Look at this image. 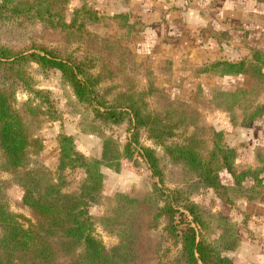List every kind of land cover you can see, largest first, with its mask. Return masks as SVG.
<instances>
[{
    "label": "rangeland",
    "instance_id": "obj_1",
    "mask_svg": "<svg viewBox=\"0 0 264 264\" xmlns=\"http://www.w3.org/2000/svg\"><path fill=\"white\" fill-rule=\"evenodd\" d=\"M66 1L59 20L68 25L75 19L76 24L82 27L61 31L37 23L31 28L12 31L11 34L0 31V40L7 39L5 42H8L2 44L24 51L35 44L36 47H45L58 55L85 63L90 67L91 74L100 80L97 87L98 100L102 99L108 105L116 103L121 93L132 91L134 94H142L145 105L156 113H161L166 106H189L200 115L199 127L207 125L222 131L224 141L232 148L255 147L254 139L259 134L263 136V141L259 143H264V116L246 127L241 126L242 110L235 108L227 112L223 108L227 99L224 93L233 92L238 93L240 100L237 107L264 105V77L260 79L251 76L248 70V66L257 64V58L264 55V0H249L252 11L242 14V19L233 18L231 23H218L216 26L209 22L197 28L185 27L186 31L184 28L181 31L173 28V32L164 31L161 22L137 21L136 18L131 21L132 12L143 5L132 4L130 0ZM186 2L184 8L189 4L188 0ZM211 2L222 6L227 4L232 8L237 6L227 0H204L203 13L206 15L209 14L207 11ZM57 8L60 9L59 6ZM83 9L95 12L96 20L78 16V12ZM119 15L128 18V23L125 20L128 27L120 26L116 21ZM169 35L173 38L168 39ZM185 39L187 43L179 41ZM223 63L244 65V71L223 76V66H220ZM215 65L218 66L215 70L203 72ZM26 69L32 79V92L17 88L14 107L24 111L31 105L39 111L37 121L40 126L35 135L41 142V150L35 161L50 172H56L59 134L70 136L75 151L88 161L102 160L105 140L112 141L118 150V171L106 166L100 167L102 188L96 200L89 203L87 208L94 220V237L106 250H110L118 244V239L114 233L104 229L99 220L106 217L114 207L115 196L121 194L142 202L155 193V187L168 194L169 190L177 188V185L170 182L173 180V172H178V167L169 162L162 146L149 140L144 130L136 135L137 144L129 147L135 131L133 120L128 114H124L118 123L102 120L95 115L90 105L78 103L71 88L62 81L59 71H42L35 64L28 65ZM261 72L264 75L263 68ZM2 74L0 70V81L4 79L2 82L9 86L10 80H6ZM121 111L125 112V109L121 108ZM192 131V126L178 127L174 129V137L166 144L179 142ZM142 148L154 151L161 177L162 171L165 173L164 185L159 183L158 177L152 175L146 165ZM261 161L260 169L264 166V160ZM64 175L67 181L64 191L78 192L85 179L84 171L70 169ZM15 178L6 171L0 173L8 206L14 214L22 217L20 222L27 227L26 221L33 222V217L22 204L24 191ZM221 181L226 186L232 184L228 183L229 177L225 174L221 175ZM161 199L159 207L163 203ZM188 200L205 212V219H209L208 215L222 214L235 225L239 244L234 251L223 253L233 264H264V195L253 202L237 198L229 203L218 197L213 190H200L197 193L191 191ZM243 200L248 204H244ZM183 214L181 220L184 225H191L190 216L186 212ZM178 219L175 216V221ZM165 225V219L160 218L157 228L148 233L145 264H173L178 257L179 244L166 234ZM184 225H179V229H183ZM207 233L211 240L220 234L213 224Z\"/></svg>",
    "mask_w": 264,
    "mask_h": 264
},
{
    "label": "trees",
    "instance_id": "obj_2",
    "mask_svg": "<svg viewBox=\"0 0 264 264\" xmlns=\"http://www.w3.org/2000/svg\"><path fill=\"white\" fill-rule=\"evenodd\" d=\"M66 3V0H0V31L11 34L37 23L61 31L82 27L75 19L68 25L59 20ZM79 15L82 19L96 20L97 17L95 12L87 9L80 10ZM115 19L120 26L128 27L126 16L119 15ZM5 41L7 39L0 40V70L10 84L5 85L4 79L0 81V173L6 171L16 177L15 181L24 191L22 204L30 210L33 222L27 220L25 227L20 222L22 217L10 210L0 181V264H145L148 233L157 228L160 218L165 219L166 234L180 247L173 264H233L223 253L234 251L239 244L235 225L222 214L208 215L209 219H205V212L188 200L189 195L191 191L213 190L229 203L237 198L253 202L264 195L260 168L236 171L237 153L224 141V133L203 124L199 127L200 115L187 105L166 106L161 113H156L145 105L142 94L132 91L121 93L116 103L108 105L102 99L98 100L100 80L91 74L85 63L35 44L27 51L16 50L2 44L8 43ZM30 64L37 65L42 71H59L78 103L90 105L98 118L118 123L124 114L131 116L135 133L129 147L137 144L136 135L144 130L149 140L162 146L169 162L178 167L170 182L177 188L169 190L168 194L155 187V193L142 202L121 194L115 196L114 207L99 220L100 225L118 239V244L110 250L94 237V220L87 208L102 188L100 167L118 171V150L112 141L105 140L102 160L88 161L75 151L70 136L59 134L56 172H50L35 161L41 150V142L35 135L40 126L37 121L39 111L31 105L24 111L14 107L17 88L32 92V79L26 69ZM220 66H223V76L244 71L241 64L223 63ZM216 68L217 65L203 72ZM262 68L264 55L257 58V64L248 66L251 76L260 79L264 77ZM224 95L227 99L223 108L227 112L235 108L244 112L241 126L247 127L264 116V105L237 107L240 102L237 92ZM182 126H192L193 131L179 142L166 144L174 137V129ZM141 152L152 175L164 185L165 173L162 171L161 177L154 151L142 148ZM77 168L84 171L85 179L78 192H65L64 173ZM223 171L232 178L230 186L222 184L220 173ZM247 179L252 180L249 187L244 184ZM159 198L163 202L160 207ZM182 211L190 216L191 225H184ZM175 216L180 220L175 221ZM181 224L183 229H179ZM211 224L220 232L213 240L207 233Z\"/></svg>",
    "mask_w": 264,
    "mask_h": 264
},
{
    "label": "crops",
    "instance_id": "obj_3",
    "mask_svg": "<svg viewBox=\"0 0 264 264\" xmlns=\"http://www.w3.org/2000/svg\"><path fill=\"white\" fill-rule=\"evenodd\" d=\"M227 1L236 3V8H232L227 4H224V6H222L211 2L208 6L207 11L209 14L207 13L208 15H206L203 13L204 0H188L189 4L186 8H184L183 6L187 3L186 0H130L132 4L143 5L141 7H137L136 10L132 12L133 15L131 21L136 18L137 21L143 19L148 22H161V27L164 31L169 30V32H173V28H178V30L181 31L183 28L185 29V27L197 28L203 26V23L210 24L209 22L215 23L216 26L218 25V23H231L233 21V18L237 17V19H239L241 17L242 19L244 16H242V14H246V12L251 10L249 0ZM232 4L233 3H230L229 5ZM198 12L201 13L198 14ZM234 13L236 14L234 15ZM247 14L249 15L250 13ZM230 15L231 19L227 18ZM223 16H226V18L224 19ZM171 38L173 37H170L169 35L168 39ZM186 40L187 39L179 41L187 43ZM259 135L254 139L256 142H254L255 147L253 148L238 149V147H234L236 153L238 154L234 165L236 171L259 168V163H262L261 160H264V143H259V141H263V136ZM222 174L228 175V183H232V178L225 171L220 173V179ZM260 176L264 178V166H262L260 170ZM245 183L250 186L252 184V180L247 179ZM242 202H244V204H248L244 200Z\"/></svg>",
    "mask_w": 264,
    "mask_h": 264
}]
</instances>
